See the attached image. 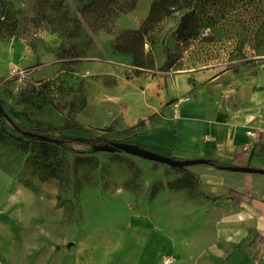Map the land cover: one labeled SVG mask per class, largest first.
<instances>
[{
    "label": "rangeland",
    "instance_id": "1",
    "mask_svg": "<svg viewBox=\"0 0 264 264\" xmlns=\"http://www.w3.org/2000/svg\"><path fill=\"white\" fill-rule=\"evenodd\" d=\"M6 1L12 20L0 37V264H161L140 210L160 192L196 198L191 168L49 141L127 142L164 121L163 106L138 120L146 83L206 69L252 73L264 56L235 24L182 51L175 13L156 25L143 48L150 67L139 70L113 50L147 17L138 0L131 10V0H113L103 18L83 11L88 0ZM168 56L174 63L164 70ZM41 130L50 131L49 141L24 135Z\"/></svg>",
    "mask_w": 264,
    "mask_h": 264
},
{
    "label": "crops",
    "instance_id": "2",
    "mask_svg": "<svg viewBox=\"0 0 264 264\" xmlns=\"http://www.w3.org/2000/svg\"><path fill=\"white\" fill-rule=\"evenodd\" d=\"M151 1H137L143 16ZM257 68L252 73L206 69L146 83L144 114L138 120L163 106L164 121L128 142L177 160L264 170V66ZM190 168L196 198L160 192L140 210L146 215V239L161 264L166 258L168 264H264L259 257L264 250V174Z\"/></svg>",
    "mask_w": 264,
    "mask_h": 264
},
{
    "label": "trees",
    "instance_id": "3",
    "mask_svg": "<svg viewBox=\"0 0 264 264\" xmlns=\"http://www.w3.org/2000/svg\"><path fill=\"white\" fill-rule=\"evenodd\" d=\"M83 11L96 17L103 18L104 14L111 13L109 6L113 0H88ZM136 0H131L130 10L133 9ZM10 3L0 0V37L2 27L12 20L9 9ZM175 13H181L180 20L175 28L174 35L178 45L186 50L196 43L200 35L211 38H220L222 33L232 31L234 24L248 36V42L252 50L259 56H264V0H153L149 6L148 14L136 31H128L120 41L114 44L113 50L117 53L128 55L132 58L133 66L139 70L149 69L150 65L144 62V45L148 38L154 34V29L163 19ZM14 24V22H12ZM11 24L8 34H12L14 26ZM227 25L230 29H223ZM8 26V25H7ZM153 41V39L151 38ZM120 42V43H119ZM174 61L168 56L163 66L164 70L171 68ZM1 115V113H0ZM3 115V114H2ZM138 123L136 127H138ZM19 132L22 129L18 127ZM34 136L24 133L30 140L40 141L39 135L47 137L48 130L29 132ZM48 138V137H47ZM43 141V140H42ZM49 141V138L48 140ZM129 139L127 140V142ZM56 146L67 148L70 144L80 143L87 146L97 145V141L82 139L80 137L60 135L55 140H50ZM108 143L107 141H101ZM206 166L227 170L229 167L214 160H206ZM187 167L180 169L185 172ZM256 173L264 174L263 169L252 168ZM254 241L251 245H253Z\"/></svg>",
    "mask_w": 264,
    "mask_h": 264
},
{
    "label": "water",
    "instance_id": "4",
    "mask_svg": "<svg viewBox=\"0 0 264 264\" xmlns=\"http://www.w3.org/2000/svg\"><path fill=\"white\" fill-rule=\"evenodd\" d=\"M3 112L2 106L0 104V113ZM29 136H34L31 133H28ZM39 139L43 141H47L48 138L45 136H38ZM93 152H118L125 153L128 155H133L142 160L154 162L158 164H162L168 166L173 169H182L184 167H190L195 165H206V160H177L167 156H161L154 153H151L135 144L129 142H110L102 145H94L92 146ZM228 171L236 172V173H256L255 170L250 168H240V167H228Z\"/></svg>",
    "mask_w": 264,
    "mask_h": 264
},
{
    "label": "built area",
    "instance_id": "5",
    "mask_svg": "<svg viewBox=\"0 0 264 264\" xmlns=\"http://www.w3.org/2000/svg\"><path fill=\"white\" fill-rule=\"evenodd\" d=\"M259 257H260V259L264 260V250H262V251L260 252ZM169 262H170V260H169L168 258H166V259L163 260V263H164V264H168Z\"/></svg>",
    "mask_w": 264,
    "mask_h": 264
}]
</instances>
